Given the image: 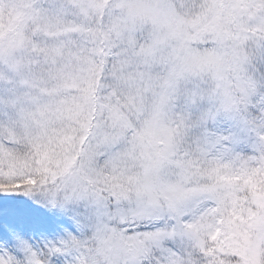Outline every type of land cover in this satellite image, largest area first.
I'll return each instance as SVG.
<instances>
[{"label":"snow or ice","instance_id":"1","mask_svg":"<svg viewBox=\"0 0 264 264\" xmlns=\"http://www.w3.org/2000/svg\"><path fill=\"white\" fill-rule=\"evenodd\" d=\"M0 264H264V0H0Z\"/></svg>","mask_w":264,"mask_h":264}]
</instances>
